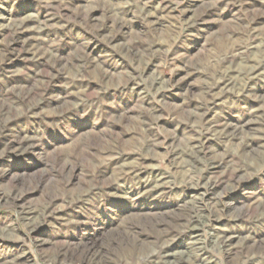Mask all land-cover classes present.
<instances>
[{
    "label": "rangeland",
    "instance_id": "374dc122",
    "mask_svg": "<svg viewBox=\"0 0 264 264\" xmlns=\"http://www.w3.org/2000/svg\"><path fill=\"white\" fill-rule=\"evenodd\" d=\"M0 264H264V0H0Z\"/></svg>",
    "mask_w": 264,
    "mask_h": 264
}]
</instances>
